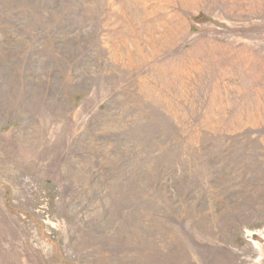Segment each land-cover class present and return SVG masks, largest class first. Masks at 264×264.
<instances>
[{
	"label": "rangeland",
	"instance_id": "374dc122",
	"mask_svg": "<svg viewBox=\"0 0 264 264\" xmlns=\"http://www.w3.org/2000/svg\"><path fill=\"white\" fill-rule=\"evenodd\" d=\"M0 264H264V0H0Z\"/></svg>",
	"mask_w": 264,
	"mask_h": 264
},
{
	"label": "bare ground",
	"instance_id": "6f19581e",
	"mask_svg": "<svg viewBox=\"0 0 264 264\" xmlns=\"http://www.w3.org/2000/svg\"><path fill=\"white\" fill-rule=\"evenodd\" d=\"M80 165H81V163H80ZM93 167V166H92Z\"/></svg>",
	"mask_w": 264,
	"mask_h": 264
}]
</instances>
